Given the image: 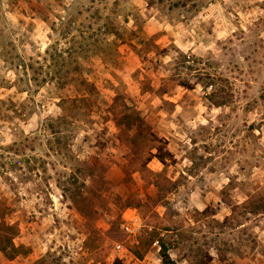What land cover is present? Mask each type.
<instances>
[{
  "label": "rangeland",
  "instance_id": "1",
  "mask_svg": "<svg viewBox=\"0 0 264 264\" xmlns=\"http://www.w3.org/2000/svg\"><path fill=\"white\" fill-rule=\"evenodd\" d=\"M0 242V264H264V0H0Z\"/></svg>",
  "mask_w": 264,
  "mask_h": 264
},
{
  "label": "built area",
  "instance_id": "2",
  "mask_svg": "<svg viewBox=\"0 0 264 264\" xmlns=\"http://www.w3.org/2000/svg\"><path fill=\"white\" fill-rule=\"evenodd\" d=\"M120 227L129 236L136 238L140 231L146 227V224L137 210L130 209V211L126 212L125 216L123 217Z\"/></svg>",
  "mask_w": 264,
  "mask_h": 264
},
{
  "label": "trees",
  "instance_id": "3",
  "mask_svg": "<svg viewBox=\"0 0 264 264\" xmlns=\"http://www.w3.org/2000/svg\"><path fill=\"white\" fill-rule=\"evenodd\" d=\"M125 118L126 119L129 118L128 120L130 122L135 123L136 128H140L144 124L143 118L137 112L130 114ZM0 248L5 249V247L1 244V242H0ZM162 257H163V261L165 264H174L175 262L173 258L171 257V255L169 254L166 244H162Z\"/></svg>",
  "mask_w": 264,
  "mask_h": 264
}]
</instances>
